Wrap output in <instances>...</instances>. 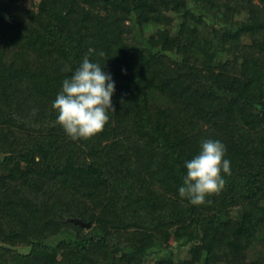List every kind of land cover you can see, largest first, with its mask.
Returning <instances> with one entry per match:
<instances>
[{
    "label": "trees",
    "instance_id": "obj_1",
    "mask_svg": "<svg viewBox=\"0 0 264 264\" xmlns=\"http://www.w3.org/2000/svg\"><path fill=\"white\" fill-rule=\"evenodd\" d=\"M24 1L0 0V264H264V0ZM86 55L114 111L73 140L52 104ZM205 139L231 175L193 205Z\"/></svg>",
    "mask_w": 264,
    "mask_h": 264
},
{
    "label": "clouds",
    "instance_id": "obj_2",
    "mask_svg": "<svg viewBox=\"0 0 264 264\" xmlns=\"http://www.w3.org/2000/svg\"><path fill=\"white\" fill-rule=\"evenodd\" d=\"M69 71L72 74L63 80L52 108L58 113L57 122L71 139H89L104 130L109 110L114 111L111 97L115 84L110 74L87 55L74 71ZM37 111L33 109V115ZM225 154V145L219 140H203L199 153L185 161L186 175L179 195L200 205L205 203L206 196L219 194L226 184L222 174L231 175L230 160Z\"/></svg>",
    "mask_w": 264,
    "mask_h": 264
},
{
    "label": "rangeland",
    "instance_id": "obj_3",
    "mask_svg": "<svg viewBox=\"0 0 264 264\" xmlns=\"http://www.w3.org/2000/svg\"><path fill=\"white\" fill-rule=\"evenodd\" d=\"M35 1H37V0H25L24 3L30 5V4H34ZM147 33H149V31H147L146 34ZM172 245L174 246V244H172ZM260 247H261V245L259 244L257 246V249H259ZM17 248H19L21 250H27L28 247L24 246V245H18ZM174 252H175V254H178L181 257H184L186 262L188 261V250H187L186 246L180 247L179 249L176 248V246H175ZM253 252H255V251H252V253ZM156 257H157V255L153 254L150 258L149 257L147 258L146 262H148L149 264H152L154 262V260L156 259Z\"/></svg>",
    "mask_w": 264,
    "mask_h": 264
},
{
    "label": "water",
    "instance_id": "obj_4",
    "mask_svg": "<svg viewBox=\"0 0 264 264\" xmlns=\"http://www.w3.org/2000/svg\"><path fill=\"white\" fill-rule=\"evenodd\" d=\"M8 19L13 22L14 24H18L19 23V20L15 17H8ZM71 220L73 222H76V223H79L83 226H86V227H89L91 225L90 221H83L81 218L79 217H74V218H71Z\"/></svg>",
    "mask_w": 264,
    "mask_h": 264
}]
</instances>
